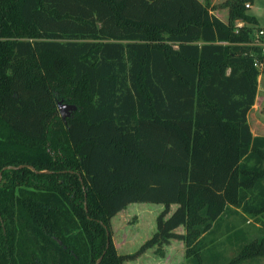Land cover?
I'll list each match as a JSON object with an SVG mask.
<instances>
[{
	"label": "trees",
	"instance_id": "16d2710c",
	"mask_svg": "<svg viewBox=\"0 0 264 264\" xmlns=\"http://www.w3.org/2000/svg\"><path fill=\"white\" fill-rule=\"evenodd\" d=\"M253 2H223L224 22L199 0H0V264H123L171 241L187 264L264 260ZM134 203L163 210L121 255L111 219ZM231 214L258 236L216 237Z\"/></svg>",
	"mask_w": 264,
	"mask_h": 264
},
{
	"label": "rangeland",
	"instance_id": "374dc122",
	"mask_svg": "<svg viewBox=\"0 0 264 264\" xmlns=\"http://www.w3.org/2000/svg\"><path fill=\"white\" fill-rule=\"evenodd\" d=\"M226 0H202L203 4H208L212 14L223 17L222 14L227 13V9L220 7ZM247 14L252 15L257 20V25L252 31V43L264 48V35H259L260 30L264 31V0H254L247 9ZM226 15V14H225ZM226 20V19H224ZM258 90L255 104L248 114V124L253 135L264 136V72L258 77ZM177 206H172L174 211ZM163 210L160 204L152 203H136L128 207L127 211L116 216L112 222L113 244L118 254L134 253L143 242L151 237L156 230V217ZM235 226L237 229L242 228L249 233L251 239L258 236L260 224L253 219L245 218L241 215L231 214L221 224V230L217 232L216 237H220V232H224L226 227ZM179 233H185L184 228L178 229ZM127 238V239H126ZM222 241V239H221ZM173 242V243H172ZM169 247H165L164 251H168L171 257L157 254L158 256L144 255L136 264H187L185 257V245L181 241H172ZM168 246V245H167ZM184 251L181 250V247ZM222 246L218 250H222ZM229 256V253L225 254ZM140 258V257H139ZM151 262V263H150ZM135 261H126L123 264H134ZM264 263V260L258 261L257 264ZM256 264V263H249Z\"/></svg>",
	"mask_w": 264,
	"mask_h": 264
},
{
	"label": "crops",
	"instance_id": "0c3cea01",
	"mask_svg": "<svg viewBox=\"0 0 264 264\" xmlns=\"http://www.w3.org/2000/svg\"><path fill=\"white\" fill-rule=\"evenodd\" d=\"M201 3H203L202 2V0H199ZM212 13V12H211ZM224 13L226 14H222L223 15V17H220V15L221 14H219V16H217L216 15V17L217 18H219L221 21H226V20H224V19H227V13L224 11ZM215 15V14H214ZM134 204H136V203H134ZM134 204H130V205H128L127 206V208L126 209H124L123 211H121L119 214H117L116 216H119V215H121L122 213H124L125 211H127V209H128V207H130L131 205H134ZM115 216V217H116ZM114 217V218H115ZM114 218H112L111 219V224H112V222H113V220H114ZM113 228V227H112ZM127 239V238H126ZM172 242V241H171ZM173 243V242H172ZM167 247H169V245L168 246H166V248ZM181 247V250L182 251H184V248H182V246H180ZM148 254H150V256H158L156 253H155V250H153V249H151V250H148L146 253H144V255H147L148 256ZM164 254H165V257H171V255L168 253V251L166 250V252L164 251ZM144 255H142L140 258H138L136 261H135V263L134 264H136V262H139L140 261V259L144 256ZM149 257V256H148ZM151 263V262H150ZM151 264H153V263H151ZM161 264H163V263H161Z\"/></svg>",
	"mask_w": 264,
	"mask_h": 264
},
{
	"label": "water",
	"instance_id": "95a60500",
	"mask_svg": "<svg viewBox=\"0 0 264 264\" xmlns=\"http://www.w3.org/2000/svg\"><path fill=\"white\" fill-rule=\"evenodd\" d=\"M72 111H75V107L68 105L62 106L61 103L59 104V113L63 120L69 117ZM11 169H13V167H11Z\"/></svg>",
	"mask_w": 264,
	"mask_h": 264
},
{
	"label": "built area",
	"instance_id": "2783aa9c",
	"mask_svg": "<svg viewBox=\"0 0 264 264\" xmlns=\"http://www.w3.org/2000/svg\"><path fill=\"white\" fill-rule=\"evenodd\" d=\"M246 8H250V4H247V5H246ZM258 34L262 36V35H264V31H263V30H260V31L258 32ZM256 66L259 67L258 64H256Z\"/></svg>",
	"mask_w": 264,
	"mask_h": 264
}]
</instances>
